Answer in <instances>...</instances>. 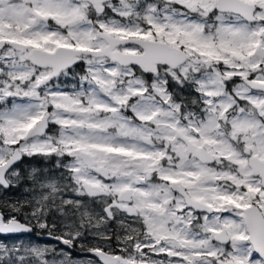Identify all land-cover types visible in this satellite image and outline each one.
Segmentation results:
<instances>
[{"label":"snow or ice","instance_id":"obj_1","mask_svg":"<svg viewBox=\"0 0 264 264\" xmlns=\"http://www.w3.org/2000/svg\"><path fill=\"white\" fill-rule=\"evenodd\" d=\"M28 180L0 264H264V0H0V189Z\"/></svg>","mask_w":264,"mask_h":264},{"label":"rangeland","instance_id":"obj_2","mask_svg":"<svg viewBox=\"0 0 264 264\" xmlns=\"http://www.w3.org/2000/svg\"><path fill=\"white\" fill-rule=\"evenodd\" d=\"M80 69H77V72H79ZM66 83H72V79L68 78L65 81ZM22 167L24 168L25 171H30L31 167H37V168H42L45 169V175H54V176H58L59 172L56 166V163L54 160L52 161H44V160H39V159H25V163L24 165H22ZM35 189V190H33ZM41 194V191L39 189L38 185H34L31 180L28 181H21L20 184L10 188V189H0V201H4V200H8L11 202L14 201H21L23 202L25 199H33L38 198L39 195ZM66 198H71V197H66ZM66 211L69 212V214H71V210L70 209H66ZM56 217L57 218H62V214L61 213H56ZM67 222V221H65ZM110 228L113 230H118V225L117 224H111ZM86 235L88 236V240L86 241H81V243L89 245V242L92 240V236H91V230L89 231V233H86ZM19 240L24 241L25 243L28 242H33V243H39V244H49V245H54L56 243L54 242H47V241H32L28 238L25 237H18ZM12 242H17V239L15 237H13ZM115 246V245H114ZM85 258V254L80 252L79 247H77L74 251H73V259H83Z\"/></svg>","mask_w":264,"mask_h":264},{"label":"flooded vegetation","instance_id":"obj_3","mask_svg":"<svg viewBox=\"0 0 264 264\" xmlns=\"http://www.w3.org/2000/svg\"><path fill=\"white\" fill-rule=\"evenodd\" d=\"M19 237H25V238H28V239H30L32 241H47V242L57 243L55 240L47 237L46 235H32V236L20 235Z\"/></svg>","mask_w":264,"mask_h":264}]
</instances>
